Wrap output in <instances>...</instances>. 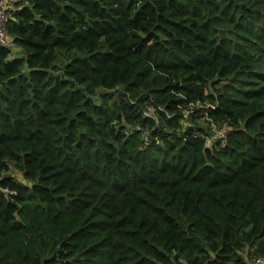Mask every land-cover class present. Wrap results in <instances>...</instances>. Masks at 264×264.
<instances>
[{"label":"trees","instance_id":"1","mask_svg":"<svg viewBox=\"0 0 264 264\" xmlns=\"http://www.w3.org/2000/svg\"><path fill=\"white\" fill-rule=\"evenodd\" d=\"M7 29L0 264L264 257V0H18Z\"/></svg>","mask_w":264,"mask_h":264},{"label":"built area","instance_id":"2","mask_svg":"<svg viewBox=\"0 0 264 264\" xmlns=\"http://www.w3.org/2000/svg\"><path fill=\"white\" fill-rule=\"evenodd\" d=\"M18 0H0V45L12 47L11 37L7 29V22L9 18L10 11L15 7ZM229 129L226 131L220 130L213 135L226 138ZM253 264H264V257L259 256L253 260Z\"/></svg>","mask_w":264,"mask_h":264},{"label":"rangeland","instance_id":"3","mask_svg":"<svg viewBox=\"0 0 264 264\" xmlns=\"http://www.w3.org/2000/svg\"><path fill=\"white\" fill-rule=\"evenodd\" d=\"M14 175L16 174V173H13ZM16 176H17V178L18 179H20L21 181H24V179H23V177H22V175L20 174V173H18V174H16ZM254 262H252V260H250V264H253Z\"/></svg>","mask_w":264,"mask_h":264}]
</instances>
